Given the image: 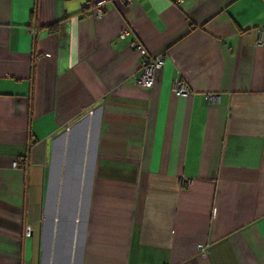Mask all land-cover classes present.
Returning a JSON list of instances; mask_svg holds the SVG:
<instances>
[{"label": "crops", "instance_id": "obj_1", "mask_svg": "<svg viewBox=\"0 0 264 264\" xmlns=\"http://www.w3.org/2000/svg\"><path fill=\"white\" fill-rule=\"evenodd\" d=\"M175 2L0 0V264H264V0Z\"/></svg>", "mask_w": 264, "mask_h": 264}, {"label": "built area", "instance_id": "obj_2", "mask_svg": "<svg viewBox=\"0 0 264 264\" xmlns=\"http://www.w3.org/2000/svg\"><path fill=\"white\" fill-rule=\"evenodd\" d=\"M135 0H124L125 5H130ZM177 4L182 3V0H176ZM91 8L90 5H82V9L86 10ZM96 9V16L98 17L100 14V9L98 7H95ZM127 35V31H123L118 35L119 40H124ZM260 43V39L257 41V44ZM132 47L138 49L139 46L132 43ZM164 66V56L158 55L157 57H144L140 62V73L139 75L134 79V82L145 89H150L152 87L153 82V73L157 70H161ZM171 91L176 96L180 98H186L190 94V89L188 88L187 84L182 80L174 81L171 85ZM205 99L208 102H213L216 100V96L212 94H208L205 96ZM24 165V162L22 163ZM13 167H18V163L14 162L12 164ZM24 237L29 236L30 229L28 227L24 230ZM201 252H203V249L200 248Z\"/></svg>", "mask_w": 264, "mask_h": 264}, {"label": "trees", "instance_id": "obj_3", "mask_svg": "<svg viewBox=\"0 0 264 264\" xmlns=\"http://www.w3.org/2000/svg\"><path fill=\"white\" fill-rule=\"evenodd\" d=\"M55 30H56V26H51V27L47 28V31L49 33L54 32Z\"/></svg>", "mask_w": 264, "mask_h": 264}]
</instances>
